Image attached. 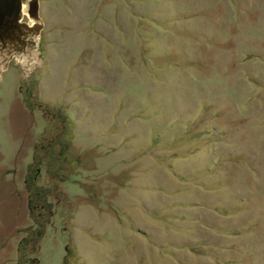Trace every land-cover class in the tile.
I'll return each mask as SVG.
<instances>
[{"label": "rangeland", "instance_id": "obj_1", "mask_svg": "<svg viewBox=\"0 0 264 264\" xmlns=\"http://www.w3.org/2000/svg\"><path fill=\"white\" fill-rule=\"evenodd\" d=\"M40 15L39 62L0 80V264L30 232L46 128L37 180L59 198L40 264H264V0H40Z\"/></svg>", "mask_w": 264, "mask_h": 264}, {"label": "water", "instance_id": "obj_2", "mask_svg": "<svg viewBox=\"0 0 264 264\" xmlns=\"http://www.w3.org/2000/svg\"><path fill=\"white\" fill-rule=\"evenodd\" d=\"M40 0H0V80L11 61L29 71L40 60Z\"/></svg>", "mask_w": 264, "mask_h": 264}, {"label": "trees", "instance_id": "obj_3", "mask_svg": "<svg viewBox=\"0 0 264 264\" xmlns=\"http://www.w3.org/2000/svg\"><path fill=\"white\" fill-rule=\"evenodd\" d=\"M31 105H33L32 102H28V106L31 107ZM37 105L44 112H47V110L51 108V106H48L47 104L44 105L41 103H37ZM55 111L58 112L60 116L64 118V120L66 119L59 109H56ZM50 131L51 129L49 130L46 128L36 138L34 145L35 152L33 156V161L30 163L25 177L28 211L32 224L28 236L23 237L19 240L16 264H40L38 257L39 245L37 242L38 239H40V237L42 236L44 229L43 225L50 223L54 214L56 215V210L54 209V202H56V200L59 198V193H50L51 186L46 183H40L37 180L39 175L38 170L40 169L39 167L41 163L46 162L42 158L41 154H39V150L43 148L47 140H51L54 137L51 135L49 138V134H53L52 132L54 130H52L51 133ZM62 136L61 134L57 136L58 141L63 140ZM60 155L61 151H59V153L57 154V158L55 159L58 166L62 165L63 157H61ZM75 160L77 162V158H75ZM49 163H47V165H49ZM87 165H89V163H84V166ZM31 171L33 172L31 173ZM63 216L64 215H62V217ZM28 242H30V244Z\"/></svg>", "mask_w": 264, "mask_h": 264}, {"label": "flooded vegetation", "instance_id": "obj_4", "mask_svg": "<svg viewBox=\"0 0 264 264\" xmlns=\"http://www.w3.org/2000/svg\"><path fill=\"white\" fill-rule=\"evenodd\" d=\"M12 62V61H11Z\"/></svg>", "mask_w": 264, "mask_h": 264}]
</instances>
